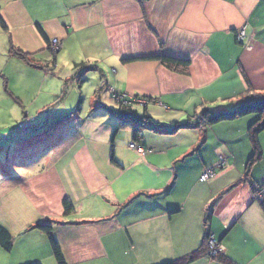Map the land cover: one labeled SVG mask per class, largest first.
Segmentation results:
<instances>
[{"label": "crops", "instance_id": "obj_1", "mask_svg": "<svg viewBox=\"0 0 264 264\" xmlns=\"http://www.w3.org/2000/svg\"><path fill=\"white\" fill-rule=\"evenodd\" d=\"M0 13L8 27L0 32L47 69L10 59L43 81L58 77L63 87L99 72L95 108L118 121L110 112L117 107L103 105L105 90L165 126L195 121L203 112L231 113L264 94V0H0ZM36 24L60 42L54 61ZM160 55L188 62L186 73L167 69ZM81 63V73L60 71L74 72ZM106 66L112 67L109 80L101 70ZM79 111L54 116L44 110L30 120L22 113L16 127L2 133L0 199L7 217L18 220L2 225L13 239L12 264H56L45 234L30 229L45 222L67 264L170 263L199 250L207 233L221 257L211 258L206 247L191 264H264V198L254 197L264 184V131L258 148L248 132L255 114L173 135L141 130L145 155L137 153L134 165L152 182L134 184L122 199L114 186L128 167L116 153L115 135L110 159L98 164L83 143ZM128 139L133 142L132 134ZM206 169L215 176L200 182ZM65 201L74 208L69 215Z\"/></svg>", "mask_w": 264, "mask_h": 264}, {"label": "rangeland", "instance_id": "obj_2", "mask_svg": "<svg viewBox=\"0 0 264 264\" xmlns=\"http://www.w3.org/2000/svg\"><path fill=\"white\" fill-rule=\"evenodd\" d=\"M8 56L9 39L0 32V140L5 138V134L2 133L16 127V124L23 119L22 113L29 115L28 120L37 117L40 119L42 116L38 115V113L44 112V110L50 111L49 114L57 116V112L65 113L71 110L76 111L79 107L80 111L76 114L80 119L77 123L80 127L82 124L81 129L84 131L83 143L88 145L92 156L98 164H103L101 162L103 159H110V148L112 146V144L110 145V139L115 135V143L117 145L116 153L122 157L120 161L128 167L125 172H122L119 177H116L118 183V186H114L116 196L127 199L126 197L134 184L138 183V185L142 184V186H146L149 182H152L149 176L147 178L141 172L142 167L134 165L138 155L135 150L129 149L131 141L128 138L132 134L131 123L133 124V121H118L112 118L110 114L107 115L104 113L107 109L95 108L101 81V74L99 72L89 71L82 77L83 82L80 84L77 83V85L75 84L76 80L71 81L70 83L74 82L71 85L68 82L67 89L64 90L63 84L58 80V77V79L56 77H49L43 81L44 79L41 73L23 67L20 63L10 59ZM111 68V66L101 68L108 80L111 77ZM71 69L60 68V71L67 74L68 77L74 73L82 72H79V70L73 72ZM54 82H57L56 84L58 86ZM62 95H64L63 98H61ZM103 96V105L105 107L109 109H115L117 107V102L108 90L103 92ZM134 109L138 112V115L144 113L142 106H135ZM109 116L113 119V123L109 120ZM156 120L161 121L162 118H156ZM122 121H124V124ZM6 134L12 137L15 133L7 132ZM110 175L113 176V174ZM18 193H15V197L21 204L23 203V199L20 198ZM4 205V202L1 201L0 224L11 226L18 220L14 217H7L3 210ZM23 212L24 210H21L17 215L22 216ZM12 259H10V253H6L0 249V264H12Z\"/></svg>", "mask_w": 264, "mask_h": 264}, {"label": "trees", "instance_id": "obj_3", "mask_svg": "<svg viewBox=\"0 0 264 264\" xmlns=\"http://www.w3.org/2000/svg\"><path fill=\"white\" fill-rule=\"evenodd\" d=\"M35 28L38 34L40 35V37L43 39V41L47 44L48 50L51 52V41L48 40L42 27L39 24H36ZM0 29L1 31L5 33L8 32V27L5 21L3 20L1 13H0ZM57 53L58 51L51 52L53 61ZM9 54L23 61L25 64L31 67L47 69V67H41L35 63L34 55H29L17 49L16 47H14L10 39H9ZM156 59L160 61L167 69L175 71V72H180V73H186L188 69V65H189L188 62L173 60V59L164 57L162 55H160ZM82 66H83L82 63L75 65L74 66L75 71L80 70ZM87 69L91 70L92 68H87ZM47 71L50 74H52V70L49 69ZM67 85H68V81H64V88L67 87ZM110 112L112 115H114L115 117L121 120H130L134 122L135 128L132 132V139H133L132 143L138 144V145L141 139V130L143 129L152 131L154 133L173 135L182 129H198L202 125L210 126V125L219 123L221 121H232L239 117L247 116L250 114H255L257 116V119L248 128L250 138L253 141V143L257 145V148H258L257 137L261 132L264 131V94H259L255 97L247 99L246 101L242 102L235 109V111L231 113L218 112L214 114L211 112H203L201 117L197 118V120L195 121L188 120L183 123H175L173 126L162 125L161 123H158L155 120H153L150 116L146 115V113H143L142 115H138V113L131 108L130 104L126 105L123 102L117 103L116 110H112ZM111 147L112 149L114 148L113 142H112ZM255 156L257 155L255 154ZM255 156H253L250 162H252ZM250 162H249V165H250ZM63 210H64L65 215H69L74 211V208L69 201H65L63 203ZM30 229L31 230L35 229L45 234V236L48 239V244L50 247L51 254L56 264H67L63 256L61 247L53 236V227L51 225V222L39 223V224H36L34 227H30ZM206 236H205V241L199 250H197L196 252H193L192 254L186 257H183L176 261L165 263V264H191L192 262L204 256L206 254V250H205L206 249ZM0 249L6 253H10L13 249V239L11 235L9 234V232L1 224H0ZM220 257L221 255H219L217 258L219 259ZM28 264H40V263H28Z\"/></svg>", "mask_w": 264, "mask_h": 264}, {"label": "built area", "instance_id": "obj_4", "mask_svg": "<svg viewBox=\"0 0 264 264\" xmlns=\"http://www.w3.org/2000/svg\"><path fill=\"white\" fill-rule=\"evenodd\" d=\"M245 38L244 31H240L237 35V39L242 41ZM60 49V42L56 39L51 41V52H57ZM112 97L117 103L123 102L124 104H131V101L127 100L124 95L116 94L114 92L111 93ZM136 103L143 104L142 100L134 99ZM24 126V125H23ZM129 148L135 150L140 155H145V151L141 146L138 144L131 143ZM222 160H220L221 163ZM215 176V170L213 169H206L200 176V182H207L208 180L212 179ZM255 199L258 201H262L264 198V184L261 188H258L254 195ZM206 247L209 252V256L213 259L217 258L222 253V249L219 244L215 241L214 237L211 234H207L206 236Z\"/></svg>", "mask_w": 264, "mask_h": 264}]
</instances>
